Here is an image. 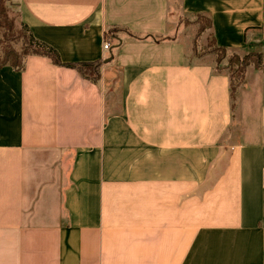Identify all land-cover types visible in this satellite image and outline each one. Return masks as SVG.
<instances>
[{"label": "crops", "instance_id": "crops-1", "mask_svg": "<svg viewBox=\"0 0 264 264\" xmlns=\"http://www.w3.org/2000/svg\"><path fill=\"white\" fill-rule=\"evenodd\" d=\"M11 1L100 70L0 65V264H264V66L233 107L185 23L210 19L200 47L263 52L264 0Z\"/></svg>", "mask_w": 264, "mask_h": 264}, {"label": "trees", "instance_id": "trees-1", "mask_svg": "<svg viewBox=\"0 0 264 264\" xmlns=\"http://www.w3.org/2000/svg\"><path fill=\"white\" fill-rule=\"evenodd\" d=\"M185 21V23H197L198 27L195 37L193 39L192 55H202L203 53L201 54L198 51V37L203 32V30L208 29L210 27L211 21L209 18L202 14H197L193 20ZM201 21H204L205 23H202ZM0 27L4 28L7 31L13 29V23L7 15L5 0H0ZM22 27L25 30V34L22 36L26 41L24 42L20 53L14 50L9 44L0 41V47L2 48L3 53L2 57L0 58V65L9 64L13 68L21 70L24 67L25 58L28 54H38L50 58L51 61L56 65H63L66 67L75 68L81 75L87 77L91 81H96L98 79L100 70L99 60L62 62L58 52L53 47L44 42L36 40L28 30L26 25H22ZM128 34L130 36L140 38L139 36L130 34L129 32ZM105 36L109 37V34L107 33ZM160 39L161 38H157V40ZM210 43L213 48L208 51H204V53L210 52L215 54L216 70L221 71L223 69L228 68L230 98L232 100V106L234 107L235 94L239 85L243 83L245 68L249 64H253L256 67L264 66V51L247 53L240 60L239 58H237L236 55L232 54L229 56L228 59V67L221 64L223 56L228 51L223 46L216 45L213 37L210 38Z\"/></svg>", "mask_w": 264, "mask_h": 264}, {"label": "rangeland", "instance_id": "rangeland-1", "mask_svg": "<svg viewBox=\"0 0 264 264\" xmlns=\"http://www.w3.org/2000/svg\"><path fill=\"white\" fill-rule=\"evenodd\" d=\"M6 8H7V15L11 19L13 23V29L10 31L5 30L4 28L0 27V41L5 42L9 44L14 50H16L18 53L21 52L24 42L26 41L22 35H24L25 30L23 29L22 25H20L16 20L15 15V7L13 6V3L11 0H5ZM202 23H205L204 21H201ZM206 30V29H205ZM203 30V31H205ZM210 36L207 35V43L200 47L198 45V51L202 54L204 51H208L213 48V46L210 43ZM2 48L0 47V58L2 57ZM236 55L237 58L242 59L245 54H237L234 52H226L221 60V64L224 66H228L229 62V56L230 55ZM215 56V54H214ZM216 62V61H215ZM229 67V66H228ZM228 71V68L226 69Z\"/></svg>", "mask_w": 264, "mask_h": 264}, {"label": "built area", "instance_id": "built-area-1", "mask_svg": "<svg viewBox=\"0 0 264 264\" xmlns=\"http://www.w3.org/2000/svg\"><path fill=\"white\" fill-rule=\"evenodd\" d=\"M263 30H264V28H263ZM109 46H110L109 41H108V40H105L104 43H103V48H104V49H108Z\"/></svg>", "mask_w": 264, "mask_h": 264}]
</instances>
